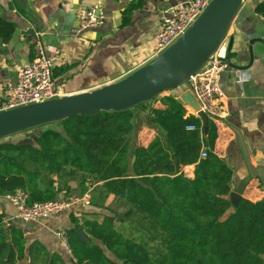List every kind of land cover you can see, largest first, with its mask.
<instances>
[{
	"label": "trees",
	"instance_id": "1",
	"mask_svg": "<svg viewBox=\"0 0 264 264\" xmlns=\"http://www.w3.org/2000/svg\"><path fill=\"white\" fill-rule=\"evenodd\" d=\"M135 5L126 10L124 23ZM14 28L0 18L2 40L9 42ZM161 102L149 115L164 137L155 136L148 145L132 140L136 109L148 102L75 115L46 124L34 138L0 142L1 195L22 188L35 203L62 193H90L93 185L95 208L70 214V260L41 240L29 242L24 230L4 223L1 214L0 264H264V199L240 198L233 205V169L215 152L216 123L210 119L206 130L198 117L186 116L184 102L173 95H163ZM188 165H195L192 178L184 171ZM110 195L129 207L126 218L161 238L154 251L119 227L127 222L107 205Z\"/></svg>",
	"mask_w": 264,
	"mask_h": 264
},
{
	"label": "crops",
	"instance_id": "2",
	"mask_svg": "<svg viewBox=\"0 0 264 264\" xmlns=\"http://www.w3.org/2000/svg\"><path fill=\"white\" fill-rule=\"evenodd\" d=\"M189 1L0 0V18L14 25L13 35L17 29L27 31L21 32L16 42L12 41L13 36L9 42L0 38V100L6 85L18 81L17 66L29 63L35 57L38 41L47 49L49 56L56 57L54 79L65 95L93 91L127 77L153 58V40L160 29L161 12ZM133 3L136 5L129 13L128 22L124 23L126 10ZM81 7H94L105 19L98 27L75 35L73 29ZM262 8L264 0L243 2L234 19L233 29L237 37L229 54L231 64L221 77L227 115L216 122L218 137L215 152L233 169L230 198L234 206L240 198L252 201L264 199ZM239 71L244 76L248 75L242 83L237 79ZM186 90L175 91L171 95L180 98ZM151 106L162 108L161 99ZM30 132L27 131V134ZM13 136L19 137L17 134ZM194 170L195 165L184 167L191 178L194 177ZM67 198L62 193L58 199ZM83 211L91 212L95 208L91 204L76 203L62 213L26 223L18 220L15 206L0 194V215H4V223L17 224L24 230L29 242L41 240L51 251L60 252L67 260L72 258L71 251L63 246L57 231L72 228L74 224L70 214L75 212L78 215Z\"/></svg>",
	"mask_w": 264,
	"mask_h": 264
},
{
	"label": "built area",
	"instance_id": "3",
	"mask_svg": "<svg viewBox=\"0 0 264 264\" xmlns=\"http://www.w3.org/2000/svg\"><path fill=\"white\" fill-rule=\"evenodd\" d=\"M211 1L191 0L186 4L163 10L160 14V29L153 40V58L175 43L196 22ZM77 17V24L73 29L75 35L98 27L105 19L104 15L99 14L94 7H81ZM233 27L234 21L208 60L186 82V89L191 92L198 104V109H195L183 101L187 110L186 116L198 117L203 125L201 112L215 123L227 115L226 95L221 86V77L230 65L229 54L233 46L232 42L234 43L237 37ZM56 64V57L49 56L47 49L38 41L33 60L17 66L18 81L6 85L4 96L0 100V111L64 96L62 88L55 83L54 68ZM242 73L237 76L239 83L248 78V75L246 78ZM187 128L193 130L195 126L190 125ZM206 149V147L202 149L201 157L203 158L207 156ZM5 197L15 206L16 217L26 223L38 222L62 213L71 209L76 203L91 204L89 192L83 195H73L67 199L29 203V194L24 189L18 188L16 191L6 194ZM57 236L63 246L70 250L67 232L59 230Z\"/></svg>",
	"mask_w": 264,
	"mask_h": 264
},
{
	"label": "water",
	"instance_id": "4",
	"mask_svg": "<svg viewBox=\"0 0 264 264\" xmlns=\"http://www.w3.org/2000/svg\"><path fill=\"white\" fill-rule=\"evenodd\" d=\"M244 1L212 0L196 22L175 43L115 83L93 91L66 94L44 102L0 111V140L79 114L96 115L100 111L127 110L186 83L227 34ZM21 32L27 31L17 29L13 42L20 38ZM181 100L198 109L190 91H185ZM200 115L208 130L207 115L202 112ZM262 180L264 181L263 177ZM77 233L84 241L89 239L82 228H78Z\"/></svg>",
	"mask_w": 264,
	"mask_h": 264
},
{
	"label": "rangeland",
	"instance_id": "5",
	"mask_svg": "<svg viewBox=\"0 0 264 264\" xmlns=\"http://www.w3.org/2000/svg\"><path fill=\"white\" fill-rule=\"evenodd\" d=\"M186 83L178 86L175 89L172 90H167L164 93H162L160 96H158L156 99H153L151 101H149L147 103V105L145 107H141V108H137L136 109V119H135V131L132 134V140H133V144L135 145H145L151 138H154L155 136H162L164 137V134L162 133L161 129L156 126L151 118H150V109H151V104L153 102H157L159 101V99H161L162 95H164L165 93H168L171 95V93H174L175 91H183L184 89H186ZM181 99V97H180ZM150 103V104H149ZM48 126V125H47ZM59 127V125H54ZM45 128V125L33 128L29 134H27V131L25 132H21L18 133L17 135H19V137L17 138H13V137H6L0 140V142L9 140L11 138L15 139V140H19V139H26L28 137L33 136V138L35 137V135H37L38 131H40L41 129ZM88 189L90 191V193L92 194L94 189H93V185L88 186ZM107 205L110 206V208L114 209L119 215H118V219L120 220H126L127 224H119V227L125 229V231L127 230L128 233H132L133 236H138V238H140V241H143V243L146 245V247L151 250L154 251L155 250V243L157 245L161 244V238L157 237L155 232L150 231L149 229H144L143 227H140L136 222L133 221V219L131 218H126L123 214L125 211H127L129 209V207L124 203V201L122 199H119L117 197H115L114 195H110L107 199ZM120 217V218H119ZM142 231V232H139ZM69 264H72L71 262H69Z\"/></svg>",
	"mask_w": 264,
	"mask_h": 264
}]
</instances>
